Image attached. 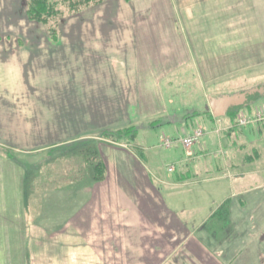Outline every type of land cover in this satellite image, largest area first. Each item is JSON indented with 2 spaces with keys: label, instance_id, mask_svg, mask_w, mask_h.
Instances as JSON below:
<instances>
[{
  "label": "rangeland",
  "instance_id": "1",
  "mask_svg": "<svg viewBox=\"0 0 264 264\" xmlns=\"http://www.w3.org/2000/svg\"><path fill=\"white\" fill-rule=\"evenodd\" d=\"M125 1L136 4L141 11L139 19L149 20L154 26L157 23L158 28L151 29L152 35L157 34L159 40L168 42L156 45L158 55L162 56L158 64L167 66V77L159 80V84L155 81L152 84L153 88L156 85L163 88L164 99L162 92L146 96L152 100L155 112H167L149 124L154 126L143 142L138 138L139 128H130L72 143L64 146L65 151L60 147L37 154L27 151L57 143L53 141L55 138L71 136L68 119L63 116L74 110L71 102L75 96L78 109H85L82 103L85 93L80 88L86 84V55L87 52L93 54L97 47L92 41L102 34L101 26L107 25L101 22L112 20L116 15V7L112 8V13L110 4L117 6L119 3L118 0H106L72 14L68 11L64 17L51 20L48 27L59 28L58 39L61 38L55 43L48 37L47 25L26 18L27 0H0V223L3 220L4 224L0 230V264H77L79 257L83 260L78 264L91 263L90 258L86 259L85 250L73 258L69 252H62L71 245L67 229L28 234L27 221L18 204L23 176L17 165L29 168V178L34 177L33 182L28 183L33 206L40 214L45 209L46 217L52 218L55 206L34 204V198L51 194L71 177L80 181L84 175H90L84 174L83 170L90 168V162L104 164L101 150L110 154V160H119L115 157L118 153L115 155L113 150L138 151L136 149L142 144L145 148H153L151 151L161 168L178 166L181 158L187 159L193 151H200L196 144L203 137L189 148L181 143L168 148L163 142L182 138L186 121H193V129H208V118H213L208 101L210 96L233 94L264 84V0ZM104 31L114 35L118 32L109 28ZM165 98L171 99L172 103ZM263 99L264 96L256 101L258 110ZM166 113L173 114L176 122H165L168 119ZM78 118L79 123H83L76 125L78 133L90 129L81 120L85 118V110L78 113ZM93 122V133L108 127L98 125L96 119ZM209 151L213 159L218 150L209 147ZM189 164L192 166L194 162ZM228 182L226 178L195 182L169 190L168 194H173L176 201L167 197L171 206L181 208L179 214L187 221L188 218L198 221L216 211L228 194L233 193L226 185ZM229 218L227 214L224 216L223 210L218 211L209 220L196 225L183 244L181 237L175 238L172 255L158 264H233L235 260L244 264L251 248L262 251L264 230L256 231L255 236H245ZM259 223L256 221L254 228ZM200 229L205 232L198 233ZM252 237L256 241L254 245H250ZM110 240V249L98 256L99 261L139 264L138 260L143 259L128 241L123 246L121 238L111 237ZM59 257H65L62 263Z\"/></svg>",
  "mask_w": 264,
  "mask_h": 264
},
{
  "label": "crops",
  "instance_id": "2",
  "mask_svg": "<svg viewBox=\"0 0 264 264\" xmlns=\"http://www.w3.org/2000/svg\"><path fill=\"white\" fill-rule=\"evenodd\" d=\"M118 3L117 6L110 4L112 13L114 12L112 8L116 7V15L114 14L112 20H107L108 22H101H106L107 25L101 26L102 34L92 41V44L97 46L93 49V54L89 55L87 52L86 55V84L84 88H80L85 93V100L82 102L85 109H78V98L75 96L71 102L74 110L70 111V115L63 116L64 119H68L71 136L55 138L53 141L57 143H49L43 148L27 153L38 154L50 149L65 148L64 146L75 142L93 140L105 132L130 128H139L138 138L143 142L154 126L149 124L158 121L156 118L162 117L167 112V110L155 112L152 100L146 96L162 92L160 94L163 98V88H157V85L153 88L152 84L154 81L159 84V80L167 77L165 73L168 70L167 66L158 64V59L162 56L158 55L156 45H166L168 42L164 39L159 40L157 34L152 35L151 29H157L158 24L154 26L149 20L139 19L141 11L133 1L130 3L118 0ZM104 28L118 32L114 35L111 31H104ZM60 41L61 38L55 43ZM110 78L113 80L111 81ZM165 99L172 103L171 99ZM256 101L242 108L246 115L253 118L252 122L244 127L239 126L235 121V113H227L226 116L219 118L207 117L208 129L204 130L202 140L196 144L199 145L197 150L200 151H193L187 159L181 158L178 166L161 168L157 165L158 160L153 156L151 151L153 148H145L142 144L136 149L138 151L120 148L113 150L115 155L118 153L113 156L120 158L119 160H110V154H105V151L101 150V156L105 158L103 159L105 176L102 180H94L93 167L90 166L88 170H83L84 174L90 175H84L85 177L80 181L71 177L65 184L53 189L51 194L34 198L36 201L34 204L55 206L52 218L46 217L45 209L40 214L33 206L29 189L31 185L28 183L33 182L34 177L31 175L29 178V168L25 169L23 165H17L23 176L19 184L18 204L23 210L24 219L26 218L28 234L31 236V232L36 231L38 234L40 231L44 233L47 229L54 231L67 229L71 245L67 248L61 246L62 252H69L70 257L73 258L78 252L82 253L85 250L86 259H91L90 264H105L106 261H99L98 256L110 249L111 237L121 238L120 243L122 242L123 246H126L128 241L134 246V251L143 258L138 260L139 264H158L168 260L169 254L172 255L175 238L181 237L180 243L183 244L187 236H190L197 227L196 225L209 220L218 211L223 210L224 216L226 214L230 216L229 219L233 224L238 225L239 231H243L245 236L249 234L255 236L254 233L258 230L262 232L264 230V111L256 108ZM82 110H85V118L81 120L90 129L85 126L87 130L78 133L76 125L83 124L81 121L79 123L78 113ZM166 117L168 119H165V122L171 124L177 120L171 113H166ZM224 117L225 120L222 121ZM94 119L98 125L108 127H103L100 133H93L91 129L94 127ZM189 122L184 123L183 136L189 133L190 126H194L192 120ZM209 147L218 150L214 152L213 159ZM192 161L194 164L191 166L189 163ZM220 178L228 179L230 184L228 182L226 185L233 189V193L228 194L222 205L208 216L198 221L188 218L187 221L182 214H179L181 208H176L174 204L170 205L171 200H176L173 199V194H168L169 190ZM241 219L244 221L238 224ZM2 221L0 230L4 228ZM256 221L260 223L254 228ZM199 231L198 233L205 232L204 229ZM83 238L85 241L82 240ZM252 238L254 242L252 240L250 245L256 242L255 238ZM262 247L260 252L251 248L244 264H264V246ZM182 250L184 251V248ZM60 257L62 263L65 257L64 259ZM79 260L83 258L79 257L77 264ZM239 263L235 260L233 264Z\"/></svg>",
  "mask_w": 264,
  "mask_h": 264
},
{
  "label": "trees",
  "instance_id": "3",
  "mask_svg": "<svg viewBox=\"0 0 264 264\" xmlns=\"http://www.w3.org/2000/svg\"><path fill=\"white\" fill-rule=\"evenodd\" d=\"M105 1L106 0H27L25 13L26 18L29 21L46 26L51 20L57 19L59 16L64 17L63 15L68 11L69 14H72L83 7L100 4ZM56 22L57 21H55V23ZM47 30L49 38L54 41L58 40L59 28L57 29L56 27H48ZM234 112L235 110L233 109L230 113ZM90 166H92L94 170V180H102L105 176L104 164H102L100 161L96 162L95 164L90 162ZM73 169H71V172Z\"/></svg>",
  "mask_w": 264,
  "mask_h": 264
},
{
  "label": "water",
  "instance_id": "4",
  "mask_svg": "<svg viewBox=\"0 0 264 264\" xmlns=\"http://www.w3.org/2000/svg\"><path fill=\"white\" fill-rule=\"evenodd\" d=\"M264 96V85L255 86L249 90L221 96H210L209 107L215 117L225 116L231 109L246 107Z\"/></svg>",
  "mask_w": 264,
  "mask_h": 264
},
{
  "label": "built area",
  "instance_id": "5",
  "mask_svg": "<svg viewBox=\"0 0 264 264\" xmlns=\"http://www.w3.org/2000/svg\"><path fill=\"white\" fill-rule=\"evenodd\" d=\"M239 122L241 125H246L250 122L249 119L241 116L239 118ZM203 134V131L201 129H197L194 132H192L190 135H188L187 137H185L184 139H182V143L186 146H190L192 145L194 142H196ZM171 142L167 141L166 145H170Z\"/></svg>",
  "mask_w": 264,
  "mask_h": 264
}]
</instances>
